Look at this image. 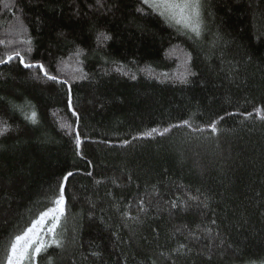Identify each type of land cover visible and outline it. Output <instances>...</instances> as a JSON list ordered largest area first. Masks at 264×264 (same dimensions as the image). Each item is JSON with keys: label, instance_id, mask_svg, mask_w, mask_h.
Here are the masks:
<instances>
[{"label": "trees", "instance_id": "16d2710c", "mask_svg": "<svg viewBox=\"0 0 264 264\" xmlns=\"http://www.w3.org/2000/svg\"><path fill=\"white\" fill-rule=\"evenodd\" d=\"M200 21L196 37L141 0H0V58L30 40L78 113L67 86L0 65V264L69 171L62 243L37 264L264 260V0H200Z\"/></svg>", "mask_w": 264, "mask_h": 264}, {"label": "snow or ice", "instance_id": "6c2138e0", "mask_svg": "<svg viewBox=\"0 0 264 264\" xmlns=\"http://www.w3.org/2000/svg\"><path fill=\"white\" fill-rule=\"evenodd\" d=\"M141 3L144 5H149L151 8L156 9L157 7L163 8V11L159 12L160 16H165L167 14L168 18L171 20H174L176 24H182L185 28H188L195 34L196 37H199L201 35V21H200V0H180V2H175V0H162V5H155L151 4L150 0H141ZM8 5L5 4V8H7ZM103 39V41H109L111 39L110 36L100 33L98 36V42L100 39ZM2 43V42H0ZM22 43L29 45L24 53H22L19 50H14L10 55L5 54L4 58H0V65L8 64L9 62L15 60L18 58L19 64L22 65L25 69H35L39 74H42L45 80L50 81L55 84H59L61 87L67 86V108L71 112V114L74 117H77L78 120V113L74 109V99H73V93H72V84L69 83L68 80H62L58 79V76L55 74H52L50 72L49 67L45 65L44 63L40 61H36L34 63L28 62V54L32 52V48L30 47L31 41L30 40H24ZM83 54L82 49H76L75 53L73 55L77 58L78 63H82V61L79 60V57ZM116 71H121L120 67L117 66L115 69ZM59 71V70H57ZM141 71H145L142 69ZM124 75H129L127 71L123 72ZM189 73L185 71L184 74L181 75V80L186 79V76ZM36 78H39L37 76ZM84 76H78L74 77V79H83ZM132 79H135V75L131 77ZM261 109H256V113H260ZM230 115H236L235 113H232ZM253 113H247V117L252 116ZM261 119H264V116L260 117ZM25 119L30 121L32 124L37 123V113L35 111L31 112L30 115H26ZM223 119V118H221ZM3 123V127L0 128V134L3 132H7L8 126L6 122H0ZM190 122L185 120L180 124L172 125L170 127H165L163 131H160L158 128L153 127L150 131L143 133L140 136L133 137V140L136 139H146L151 138L154 136H165L167 133L172 131L173 128H181L185 126H189ZM62 127H66L65 125H62ZM204 129H201L203 131ZM207 130L211 131L213 134L217 133V121H212V123L209 125ZM75 147H76V155L82 157V145L85 143L84 140L81 139L80 133L77 131L75 133ZM130 141L125 140L123 141V145H128ZM91 162L89 161V164ZM76 173L74 172H67L62 179L58 183V192H54L55 199L52 201V203L55 205V207H49L47 210L41 211L39 213V219L32 221V226L28 227L25 230L24 235H16L14 238V242L11 243L10 248L8 249L6 253V260L5 264H37V258L44 252L47 251L48 248H51L53 246L59 247L61 245V240L58 239L57 229L59 227V223L61 220V217L65 215V212L67 210V201L68 198L66 196V186L71 177H73ZM89 176L92 175L91 172L88 173ZM173 208L177 207L176 203L172 204ZM50 217V227L47 228V233L51 235L50 239H41L37 237L35 240L32 239V237L28 236L29 233H33L35 231V226L37 224H43L45 219ZM213 224H215V220L212 221ZM24 241L23 244L20 242ZM32 249V251H30ZM250 264H257L256 261L250 262ZM259 264H264V260H261Z\"/></svg>", "mask_w": 264, "mask_h": 264}, {"label": "rangeland", "instance_id": "374dc122", "mask_svg": "<svg viewBox=\"0 0 264 264\" xmlns=\"http://www.w3.org/2000/svg\"><path fill=\"white\" fill-rule=\"evenodd\" d=\"M175 2H180V0H175ZM150 3L159 6V5H162V0H150ZM155 10H157L158 12H161L163 11V8L161 6V7H157ZM165 17L169 19L170 21H172L173 23H175L174 20H171L170 18H168L167 14L165 15ZM179 25L184 27L182 24H179ZM52 207H55V205H53ZM38 219H39V216L35 220H38ZM49 221H50V217L46 218L43 224H37L35 226V231L33 233H29L28 236L32 237L33 240H35L37 237L41 238L42 240L50 239L51 235L47 233V228L51 226ZM31 226L32 224L29 227ZM24 233L25 231L21 235H24ZM20 243L23 244L24 241H21ZM30 251H32V249H30Z\"/></svg>", "mask_w": 264, "mask_h": 264}]
</instances>
